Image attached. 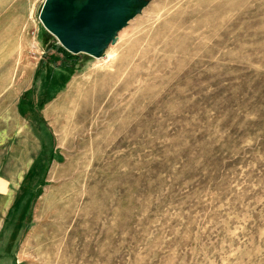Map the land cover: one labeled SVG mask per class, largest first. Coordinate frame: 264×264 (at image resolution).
Returning a JSON list of instances; mask_svg holds the SVG:
<instances>
[{
	"label": "rangeland",
	"instance_id": "rangeland-1",
	"mask_svg": "<svg viewBox=\"0 0 264 264\" xmlns=\"http://www.w3.org/2000/svg\"><path fill=\"white\" fill-rule=\"evenodd\" d=\"M87 2L0 0V264H264V0Z\"/></svg>",
	"mask_w": 264,
	"mask_h": 264
},
{
	"label": "water",
	"instance_id": "water-1",
	"mask_svg": "<svg viewBox=\"0 0 264 264\" xmlns=\"http://www.w3.org/2000/svg\"><path fill=\"white\" fill-rule=\"evenodd\" d=\"M107 3L108 0H88L76 16L66 21L61 29H54L46 21L45 26L56 33L61 45L70 53L88 52L91 41L90 27L99 16L102 6Z\"/></svg>",
	"mask_w": 264,
	"mask_h": 264
},
{
	"label": "crops",
	"instance_id": "crops-1",
	"mask_svg": "<svg viewBox=\"0 0 264 264\" xmlns=\"http://www.w3.org/2000/svg\"><path fill=\"white\" fill-rule=\"evenodd\" d=\"M12 220H13V217H11L10 221L8 223H6V225H5L6 228L2 233V239L5 240L4 247L6 248V251H8L14 247V241L12 240L14 238V227H13L14 223L12 222ZM2 226H3V224H2ZM1 264H2V262H1Z\"/></svg>",
	"mask_w": 264,
	"mask_h": 264
},
{
	"label": "trees",
	"instance_id": "trees-1",
	"mask_svg": "<svg viewBox=\"0 0 264 264\" xmlns=\"http://www.w3.org/2000/svg\"><path fill=\"white\" fill-rule=\"evenodd\" d=\"M60 50H61L62 52H64L65 54L69 55V56L72 55L69 51H67V50H66L65 48H63V47H60Z\"/></svg>",
	"mask_w": 264,
	"mask_h": 264
},
{
	"label": "bare ground",
	"instance_id": "bare-ground-1",
	"mask_svg": "<svg viewBox=\"0 0 264 264\" xmlns=\"http://www.w3.org/2000/svg\"><path fill=\"white\" fill-rule=\"evenodd\" d=\"M46 27V26H45ZM48 28V27H47Z\"/></svg>",
	"mask_w": 264,
	"mask_h": 264
}]
</instances>
